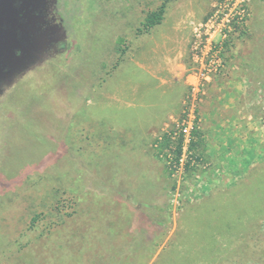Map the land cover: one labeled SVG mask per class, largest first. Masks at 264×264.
Wrapping results in <instances>:
<instances>
[{"label": "rangeland", "instance_id": "obj_1", "mask_svg": "<svg viewBox=\"0 0 264 264\" xmlns=\"http://www.w3.org/2000/svg\"><path fill=\"white\" fill-rule=\"evenodd\" d=\"M164 1L162 23L136 36ZM219 2L0 0V264H264V209L250 200L264 187V72L250 88L257 131L226 147L223 170L206 159L211 144H196L202 162L177 186L154 154L182 104L143 151L115 145L164 103L166 60L191 64L195 30ZM246 3L243 35L264 55V0Z\"/></svg>", "mask_w": 264, "mask_h": 264}, {"label": "crops", "instance_id": "obj_2", "mask_svg": "<svg viewBox=\"0 0 264 264\" xmlns=\"http://www.w3.org/2000/svg\"><path fill=\"white\" fill-rule=\"evenodd\" d=\"M250 36H252L250 34ZM248 34L242 35L236 39L233 44V50L227 51L226 66L222 74L215 78L206 88L203 103L201 104V135L203 142L209 143L212 146L204 149L206 159L214 162V165L223 170V164L230 156L226 148L228 145L235 151L238 146V136L242 131L247 130V134L256 132L257 129L251 128L254 120L253 110L250 106L254 103L255 92L250 88L255 86V77L260 74L261 64H256L255 57L264 59V55L260 53V47L250 43ZM254 43V42H253ZM256 43V42H255ZM173 54L172 57L166 60L169 64L168 73L171 75V80L164 82L165 86L171 87L172 90H164L161 95L164 103H157L151 109L152 114L149 123L141 128L138 135L142 137L136 142H125L124 150L132 151L136 147V151H143L148 145L144 142L143 137H148L152 134L153 127H161L162 123L171 115L180 112L181 104L183 103V92L179 89H187L188 76H186L187 68L184 65V59L188 55ZM187 77V78H186ZM187 79V81H186ZM258 85V84H256ZM151 108V107H149ZM249 110V111H248ZM157 112L155 115L154 112ZM258 117V116H257ZM251 130V131H250ZM244 135V133H243ZM228 143L225 140L228 138ZM135 143V144H134ZM116 145H122L115 143ZM226 144V145H225ZM135 146V147H134ZM226 148V149H225ZM118 150H121L118 148ZM236 154V153H235ZM205 160V159H204ZM237 160V158H235ZM206 161V160H205ZM207 166V165H206Z\"/></svg>", "mask_w": 264, "mask_h": 264}, {"label": "built area", "instance_id": "obj_3", "mask_svg": "<svg viewBox=\"0 0 264 264\" xmlns=\"http://www.w3.org/2000/svg\"><path fill=\"white\" fill-rule=\"evenodd\" d=\"M247 0H220L206 21L195 30L188 74V94L182 103L180 118L172 120L154 142L158 157L169 176L179 186L187 169L198 166L193 153L194 132L200 122L197 104L204 96V87L226 66V42L250 17Z\"/></svg>", "mask_w": 264, "mask_h": 264}, {"label": "trees", "instance_id": "obj_4", "mask_svg": "<svg viewBox=\"0 0 264 264\" xmlns=\"http://www.w3.org/2000/svg\"><path fill=\"white\" fill-rule=\"evenodd\" d=\"M166 8H167V3H166V1H164V2H162L156 9H154V10H150V11H148L147 13H146V15L144 16V18H143V20L141 21V23H140V25H139V27H137L136 28V36H147V34L152 30V29H154L155 27H157V26H159L161 23H162V21L164 20V17H165V13H166ZM251 16V15H250ZM250 18V17H249ZM249 20V19H248ZM248 20L246 21V24L245 25H247V22H248ZM244 28L245 27H239V28H237L236 29V31L233 33V35H231V37L229 38V40L226 42V54H227V51H228V53H229V51H232L233 50V47H234V44H233V42L236 40V39H238L239 37H241L242 35H243V32H244ZM118 45L120 46V42H118ZM120 50V52L121 53H123V50L122 49H118V51ZM191 67V64L190 65H187V68H190ZM222 74V72L219 74V75H217V76H215V77H213V79H212V81L215 79V78H217L218 76H220ZM211 81V82H212ZM211 82H209V83H207L206 85H205V87H204V90H206V88H207V86L211 83ZM98 88H99V86H98ZM203 98H204V96L202 97V100L200 101V102H198V104H197V113L199 114V115H201V110H200V108H201V104L203 103ZM137 129V128H136ZM121 130H115V133L117 134V136H121ZM136 133H138L137 132V130H134V132H131V134L130 133H126V134H129V135H124L125 136V141H122V138L120 139L119 138V140L118 141H115L116 143H119V144H122V145H116V146H118V148H120L121 150H123V148L125 147V146H123L124 145V143L125 142H136V141H138V140H140V138L142 137L141 135H138V134H136ZM194 136L196 137V141H195V143H193L192 144V149H194V147L196 146V144H200V143H202L203 142V139H202V135H201V131L199 130V129H197L195 132H194ZM137 143V142H136ZM135 144V143H134ZM135 147V146H134ZM151 148H152V150H153V152L155 151V149H154V147L153 146H151ZM133 150H136V147L135 148H133ZM157 152V151H156ZM154 152V154L155 155H157V157H158V155H159V153L157 152ZM197 157V159H198V161L199 162H202V158H201V155L199 154L198 156H196ZM201 164H203V163H201ZM191 169H193V168H191ZM191 169H187V172L188 171H190ZM260 198V199H259ZM211 199H213V198H211ZM251 199H253V201L254 202H256L255 203V207H256V210H257V212L258 211H260L261 209H264V187H262L261 189H260V191H253L252 192V194L250 195V200ZM256 199L258 200V201H256ZM232 203V204H231ZM148 206V205H147ZM209 206V205H208ZM226 206H233V201L231 200V198H228L227 199V203H226ZM149 207V206H148ZM167 205L166 204H164L163 205V207L162 206H157V207H154V209L156 210V211H158V212H164V211H166L167 210ZM227 208V207H226ZM230 209L231 208H229V212H230ZM255 209V208H254ZM59 218H62V216L61 217H59ZM39 219H40V217H39V215H34L31 219H30V225L31 226H34V224L35 223H37L38 221H39ZM146 223L147 224H150V225H153V223H154V221L153 220H151V219H148L147 221H146ZM161 223V222H160ZM159 222H156L155 223V225H161ZM253 229H254V226H253ZM165 235V233H163V236ZM153 238V237H152ZM155 238H157V237H154L153 239H155ZM164 238V237H163ZM160 239H162V238H160ZM160 239H158V241H156L154 244H152V246L150 247V250L152 249V248H156L159 244H160V242H161V240ZM151 242V241H150Z\"/></svg>", "mask_w": 264, "mask_h": 264}, {"label": "flooded vegetation", "instance_id": "obj_5", "mask_svg": "<svg viewBox=\"0 0 264 264\" xmlns=\"http://www.w3.org/2000/svg\"><path fill=\"white\" fill-rule=\"evenodd\" d=\"M22 2H24V4H25V6H30L32 3H31V0H21ZM19 5V4H18ZM17 7V6H16ZM27 11L29 12V7L27 8ZM24 13H26V9H24L23 11H22V14H24ZM21 14V15H22ZM29 13H27V15H28Z\"/></svg>", "mask_w": 264, "mask_h": 264}]
</instances>
